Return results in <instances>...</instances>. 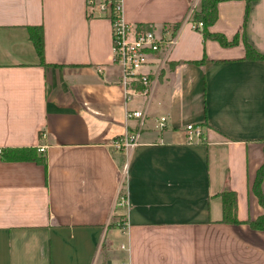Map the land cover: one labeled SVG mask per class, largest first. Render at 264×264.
<instances>
[{
  "label": "crops",
  "instance_id": "0c3cea01",
  "mask_svg": "<svg viewBox=\"0 0 264 264\" xmlns=\"http://www.w3.org/2000/svg\"><path fill=\"white\" fill-rule=\"evenodd\" d=\"M121 1L126 22L177 36L150 98L126 104L106 16L86 0H0V264H264V230L247 223L264 212V60L244 46L264 53V0L218 3L209 30L237 35L229 46L192 28L195 0ZM145 103L127 155L111 141ZM188 123L200 143L184 142ZM16 148L39 161L7 159ZM226 189L239 224L221 222Z\"/></svg>",
  "mask_w": 264,
  "mask_h": 264
},
{
  "label": "built area",
  "instance_id": "2783aa9c",
  "mask_svg": "<svg viewBox=\"0 0 264 264\" xmlns=\"http://www.w3.org/2000/svg\"><path fill=\"white\" fill-rule=\"evenodd\" d=\"M197 5L194 1L190 9V17ZM88 15L99 12L110 20L112 61L121 69L120 85L123 88L124 104L134 97L148 100L159 71L167 60L168 53L176 43L177 36L165 28L158 33L154 27L142 24L133 25L122 16L121 0H86ZM192 28L202 29L201 22L190 21ZM159 55V56H158ZM100 71V70H98ZM146 106L143 108H124L125 130L111 141V146L124 151L127 155L140 144L141 130L146 118ZM135 120V126L129 127L126 122ZM167 118L160 117L156 121L157 128L162 131L166 127ZM184 142L186 144L202 141V128L193 123L184 126ZM45 150V146L37 149ZM127 162L123 166L124 172ZM119 204L128 205L124 196H120ZM125 248L124 245H121ZM119 264H130L123 260Z\"/></svg>",
  "mask_w": 264,
  "mask_h": 264
},
{
  "label": "trees",
  "instance_id": "16d2710c",
  "mask_svg": "<svg viewBox=\"0 0 264 264\" xmlns=\"http://www.w3.org/2000/svg\"><path fill=\"white\" fill-rule=\"evenodd\" d=\"M227 0H199L193 13L192 20L195 22L202 23L201 32L204 37L217 40L221 45L229 46L233 45L237 41V35L232 40H227L224 35L220 33L211 32L209 27L216 21L218 12L217 5L219 2ZM251 0H246L247 4ZM29 38L32 41L36 52L40 58V62L43 60V30L41 26H30L28 27ZM244 46L246 51L247 59H263L264 53L257 52L254 50L245 40ZM204 59L196 60L194 63H203ZM7 159L12 160H36L39 158L36 155L35 148H16L6 155ZM264 177V163L258 168L255 179L252 185V189L260 205L264 209V196L261 190V183ZM222 202V218L221 222L230 224H239L241 221L237 216V195L236 192L230 189H226L220 193ZM248 225L253 229L264 230V212L255 220L247 222Z\"/></svg>",
  "mask_w": 264,
  "mask_h": 264
},
{
  "label": "rangeland",
  "instance_id": "374dc122",
  "mask_svg": "<svg viewBox=\"0 0 264 264\" xmlns=\"http://www.w3.org/2000/svg\"><path fill=\"white\" fill-rule=\"evenodd\" d=\"M196 1V0H195ZM198 3V2H197Z\"/></svg>",
  "mask_w": 264,
  "mask_h": 264
}]
</instances>
